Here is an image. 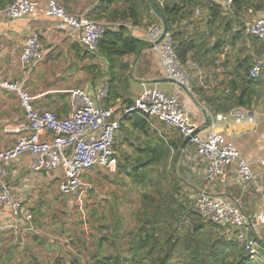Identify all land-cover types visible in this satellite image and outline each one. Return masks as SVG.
Wrapping results in <instances>:
<instances>
[{
  "label": "crops",
  "instance_id": "obj_1",
  "mask_svg": "<svg viewBox=\"0 0 264 264\" xmlns=\"http://www.w3.org/2000/svg\"><path fill=\"white\" fill-rule=\"evenodd\" d=\"M37 1L44 8L48 0ZM57 1L67 12L88 19L90 18L87 15L101 12L103 18L94 21L103 22L106 27L109 26L113 30H116L117 25L122 24L121 20H109V16H107L115 3L107 4L105 0ZM211 2L217 5L221 16L227 15L233 7L226 9L219 0H208L207 2L198 0L197 4H193V2L185 4L181 11L183 18L174 26L176 37H179L177 35L179 32L183 38H211L213 40L212 33L215 32L223 36L229 33L230 36H227V39L231 38L233 41L236 37V41L231 46L229 42H226L225 47H222L221 51L215 55L201 52L194 56L193 52L189 53L187 66L184 67L190 76L189 89L167 80L170 78L162 65L160 52L155 46L151 47L153 44H149L142 48L137 55L118 60V65L114 68L113 87L110 89L112 93L108 94L107 91L104 103L112 106L130 104L147 87H155L165 94L178 96L185 106L189 120L197 126L199 136L203 138L209 129L221 132L225 135L226 140L237 148L241 157L249 163L254 175V182L244 185L236 173V166L232 165L227 167L216 180L208 183L204 178L206 162L196 155L192 144H187L184 149L192 148V151L190 156H186L188 153L185 155L186 160H183L182 157V162L187 163L190 175L194 173L201 175L204 183L198 193L204 191L214 199L237 205L246 216L253 217L259 213L264 203V166L259 164V161L264 158V91L260 98L253 97V101L248 107H237L233 98L225 97L229 91L228 82L232 78V75H228L227 72L233 71L237 67L238 59L264 57V51L263 55L257 53L258 49L254 44V38L246 31L247 23L243 27L244 30L242 35H239L240 37L236 35L237 29H241L239 25H234L227 33L220 32L221 30H218V28L222 29L221 26H218L221 22L220 17L211 28L207 26L206 24L211 18ZM104 8H106V12L103 10ZM197 22H203L205 27L202 26V23L198 29ZM183 25H186V28H183ZM33 31L40 32V40L46 57L37 66L29 68L24 66L21 61V50ZM150 31V28L145 31L143 27L135 26L130 34L149 42ZM260 42L264 49V41ZM211 56L216 58L213 64L209 61ZM93 57L101 59L97 52L93 53L84 48L78 42L77 37L72 38L66 31L56 29V19L46 17L42 10H39L37 20H8L0 16V80L16 82L22 86L33 97V106L40 112L50 111L59 118H66L70 113L68 93L70 89L83 88L91 97H94L97 91L109 82L111 75L102 76L105 73L101 75L97 73L94 79H90L89 74L91 73L88 72H96V67L92 66V63H97L103 71L106 70L105 63L101 62L102 59L100 61L97 59L95 62L92 60ZM122 63H126L128 66L124 69L120 65ZM152 80L163 81L151 84ZM239 90L237 87L234 93L238 94ZM235 109L244 112V120L235 121L233 116ZM205 114L211 118L208 128L204 127ZM218 115H222L225 119L218 121ZM23 121L24 113L17 94L0 89V150L15 145L18 139L15 129ZM125 127L130 133L141 132L142 139L140 138L139 141L143 146L154 144V141L159 144L164 142L165 146L170 148V152H174L173 145L183 142L176 129L162 123L158 124L159 131L150 126L147 131H137L132 129L129 124ZM178 150L174 152L176 154L175 161L173 158L174 162L178 160ZM31 162L32 156L29 153H23L21 157L11 162H0V182H5L15 197L25 198L27 208L33 215L41 210V206L36 204L37 201L50 197L53 199L61 193L57 186L58 175H61V171L32 172L29 168ZM14 219L10 209L0 204V245L9 247L13 243L21 244L20 246L27 248L31 247V238L33 237L29 236H34L33 233L25 234L20 237L23 241L18 240L14 243V233L8 228ZM258 232L262 233V230L259 229ZM224 234L232 236L230 230L226 228H224Z\"/></svg>",
  "mask_w": 264,
  "mask_h": 264
},
{
  "label": "built area",
  "instance_id": "obj_2",
  "mask_svg": "<svg viewBox=\"0 0 264 264\" xmlns=\"http://www.w3.org/2000/svg\"><path fill=\"white\" fill-rule=\"evenodd\" d=\"M165 0H158L160 6ZM226 9H230L234 0H219ZM37 0H11L0 8V16L8 20H37L39 10L46 17L56 19V29L66 31L72 38L90 52H97V43L106 25L90 20L84 16L67 12L57 0H48L42 9ZM246 31L260 41H264V17L254 19L246 25ZM161 30L153 27L148 38L150 44L160 36ZM160 52L162 65L168 77L188 87V73L177 60L172 40L167 32L160 44L155 46ZM46 57L40 40V32L33 31L24 42L21 61L24 66L33 68ZM264 70V57H256L249 71L251 78H257ZM0 89L17 94L24 121L17 125L15 131L18 139L10 148L0 150V162H11L29 153L32 172L61 171L58 189L63 194L82 195L83 176L91 169L114 171L117 165L115 141L123 122L127 117L139 115L152 129L159 131L162 123L176 129L188 144L195 148L196 155L206 162L205 180L210 183L223 174L232 165L244 185L254 182V175L249 163L244 160L237 148L226 140L225 135L209 129L201 138L198 128L187 115L185 106L176 95H168L155 87H147L127 105H106L104 99L108 91L105 83L94 97L83 88H72L70 96V113L66 118H59L50 111L40 112L33 106V97L16 82L0 80ZM236 122L245 119L243 111L235 109ZM225 119L222 115L217 120ZM251 120V118H248ZM264 166V158L259 161ZM0 204L7 206L14 216L8 228L15 237L36 232L33 215L28 210L23 197H15L8 185L0 182ZM192 209L206 220L224 226L230 230L233 239L240 244L249 256L259 261L264 252V203L256 216H246L239 206L223 200L214 199L206 192L198 193L192 201ZM261 229L262 233L258 230ZM231 237V236H230Z\"/></svg>",
  "mask_w": 264,
  "mask_h": 264
},
{
  "label": "trees",
  "instance_id": "obj_3",
  "mask_svg": "<svg viewBox=\"0 0 264 264\" xmlns=\"http://www.w3.org/2000/svg\"><path fill=\"white\" fill-rule=\"evenodd\" d=\"M10 1L0 0V8L7 6ZM105 1L107 4L118 2V0ZM246 1L234 0L235 11L241 10ZM142 2L146 3L150 14L158 17L152 11L147 0L138 2L130 0L129 6H123L121 9L114 7L108 12L109 20H121L120 22H122L116 26V30L109 26L105 27L97 43V55L105 63L107 75H111L110 89L113 87L114 68L118 65V60L137 55L142 48L150 44L144 39L131 35L128 27L124 24L128 21L133 26L142 24L141 12L135 6ZM154 2L167 23L173 52L183 67L187 66L190 52H193L194 56L201 52L215 55L221 51L222 47H225L226 42H229L231 46L236 41V37L232 41L231 38V40L224 39L223 35H217L215 32L212 33L213 41H208L206 38H183L179 32H177L179 37H176L174 26L183 18L181 11L185 7L184 5H188L189 2L197 4L198 0H165L162 6L158 0H154ZM210 7L211 18L206 25L211 28L220 17L221 11L218 10L214 2H211ZM214 8L215 11H213ZM255 9L261 10L262 7L257 5ZM103 10L107 11L106 8ZM87 17L100 20L103 18V14L101 12L93 13ZM232 23L233 20L231 23L230 21L226 22L225 32L232 29ZM243 30L244 28H238L236 35H242ZM252 38H254V44L257 45V53L263 55L262 43L256 37ZM215 60L214 56L209 59L212 64L215 63ZM238 60L237 67L233 71L227 72L228 75H232V78L228 82L229 91L225 98H233L237 107H248L252 103L253 97L260 98L263 94L264 70L259 77L251 78L249 71L253 64V57H242ZM120 65L124 69L128 66L126 63ZM237 87L240 90L238 94H235L234 91ZM110 89L108 94L112 93ZM125 121L137 131H147L149 128L143 117L139 115L127 117ZM181 144L182 141L172 144L175 152ZM138 150L140 153L134 160L139 165L133 167L131 171L126 166L122 167L123 171L137 184L150 182L151 185H154V190H147L140 194L141 207L135 212L134 225L126 233L125 250L109 255L102 254L99 250L92 256V261L88 264H259L244 251L232 236L224 234V226L206 220L189 206L187 199L181 195L182 189L177 179H174V185L166 187L161 181H156L148 175L149 169L170 155V148L166 147L164 142L148 144L145 148H138ZM143 157L146 159L143 160ZM175 160L176 154L174 155ZM117 167L120 170L119 164ZM117 229L115 228V231ZM103 241L100 240L99 249L103 246ZM1 259L0 264H7V260Z\"/></svg>",
  "mask_w": 264,
  "mask_h": 264
},
{
  "label": "rangeland",
  "instance_id": "obj_4",
  "mask_svg": "<svg viewBox=\"0 0 264 264\" xmlns=\"http://www.w3.org/2000/svg\"><path fill=\"white\" fill-rule=\"evenodd\" d=\"M205 1L208 0H201V2ZM129 2L130 0H118L114 7L121 9L132 3ZM257 5L262 9L256 10ZM135 6L139 8L143 21L137 27H143L145 31H148L156 25L161 30V19L150 14L146 3H138ZM234 7L227 15H220L221 22L218 25L222 27V29L218 28L220 32L227 33L224 31V25L231 20H233L232 27L239 25L243 28L246 23L249 24L256 18L264 17V0H247L245 6L239 11H235ZM202 23H196L198 29ZM124 24L129 32L133 31L135 26L129 21ZM183 28H186V25H183ZM224 36L227 39L230 35L227 33ZM206 39L211 40V38ZM97 59V57L92 58L95 62ZM94 64L97 63L91 64L96 67V72H88L91 73L89 74L91 80L97 73L98 75L105 73L102 76L107 75L101 66ZM107 83L109 90L110 81ZM188 84L190 85L189 74ZM126 125L128 123L124 121L115 145L117 165L121 166L120 170L117 165L113 172L98 168L91 169L83 176L81 196L59 193L56 198L50 197L37 201L36 204L41 206V210L33 214V225L37 231L33 233L34 236H29L33 237L31 247L13 243L9 247L0 245L1 260H7V264H88L99 250L106 255L125 250L126 233L134 225L135 212L141 207L140 194L147 190H154V185L150 182L137 184L123 171L122 167L126 166L131 171L133 167L139 165L134 158L140 153L138 148L145 147L139 141L140 138L142 139L141 132L130 133ZM154 144L158 142L154 141ZM191 151L192 148L183 149L176 162L173 161L175 151L170 152L168 158L161 159L152 169H149L148 173L150 177L161 181L166 187L174 185V179H177L182 189L181 195L187 199L190 207L204 183L201 175L195 173L190 175L187 163L182 162V157L186 160V156H190ZM115 228L118 229L115 231ZM14 238V243L18 240L23 241L20 237L14 236ZM100 240H104V244L99 249ZM256 262L264 264V252H261V260Z\"/></svg>",
  "mask_w": 264,
  "mask_h": 264
},
{
  "label": "water",
  "instance_id": "obj_5",
  "mask_svg": "<svg viewBox=\"0 0 264 264\" xmlns=\"http://www.w3.org/2000/svg\"><path fill=\"white\" fill-rule=\"evenodd\" d=\"M152 11L156 14V16H158V18L161 19V33H160V36L158 37V39L154 42V44L151 46L153 48V46H157L158 44H160L162 42V40L165 38L167 32H168V28H167V23L165 21V19L161 16L160 12L158 11V9L156 8L155 6V2L154 0H147ZM156 28L159 29V27L156 26ZM168 81H171V82H174L175 84L183 87V88H186L183 84L179 83V82H176L172 79H167ZM163 80H152L151 81V84H158L160 82H162ZM204 121H205V125L204 127L205 128H208L210 126V123H211V118L209 117L208 114H205L204 116ZM198 132V130H197ZM189 142V138H186L183 140L179 150H178V153H177V157L180 156V153L183 151V149L185 148V146L188 144Z\"/></svg>",
  "mask_w": 264,
  "mask_h": 264
}]
</instances>
